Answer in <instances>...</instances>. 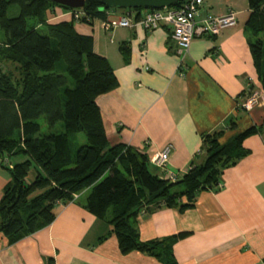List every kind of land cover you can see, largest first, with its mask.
Returning <instances> with one entry per match:
<instances>
[{
    "label": "crops",
    "instance_id": "0c3cea01",
    "mask_svg": "<svg viewBox=\"0 0 264 264\" xmlns=\"http://www.w3.org/2000/svg\"><path fill=\"white\" fill-rule=\"evenodd\" d=\"M229 10L236 13L235 25L196 38L182 54L167 27L107 32L100 18L75 23L79 33L94 37L95 51L108 58L119 80L117 88L97 98L108 138L150 157L171 144L165 166L151 161V170L161 177L176 173L180 179L203 163L205 134L226 129V140L264 120V88L246 30L248 0H205L201 14ZM55 11L64 16L54 21L72 18L63 9ZM124 43L129 60L120 48ZM254 94L252 109L241 108ZM231 119L236 128H230ZM244 146L249 154L224 170L218 189L200 192L195 206L141 210L135 222L141 239L185 232L174 244L180 264H264V134L247 137ZM9 180L0 165V199ZM112 228L77 201L60 202L55 220L43 229L14 243L0 232V264H49L51 258L54 264H163L140 251L122 254Z\"/></svg>",
    "mask_w": 264,
    "mask_h": 264
},
{
    "label": "trees",
    "instance_id": "16d2710c",
    "mask_svg": "<svg viewBox=\"0 0 264 264\" xmlns=\"http://www.w3.org/2000/svg\"><path fill=\"white\" fill-rule=\"evenodd\" d=\"M248 3L246 30L264 88V0ZM11 4L20 9L13 17ZM56 8L82 9L80 22L88 23L123 10L102 0H85L80 8L51 0H0V164L10 174L0 199V232L14 243L50 225L58 203L77 201L112 225L123 254L140 251L163 264H180L174 244L186 233L142 240L135 226L139 213L163 206L184 211L195 206L200 192L218 189L224 170L249 154L244 140L264 134V120L226 140V129L205 134L203 163L180 179L161 177L151 170L147 152L108 138L97 98L119 80L108 58L95 51L94 37L77 31V20L49 18ZM144 8H135L137 18ZM120 48L129 60V45ZM41 117L47 133H41ZM59 123L62 130L54 132ZM229 125L237 126L234 119ZM178 184L184 189L173 192ZM85 190V199L75 198Z\"/></svg>",
    "mask_w": 264,
    "mask_h": 264
},
{
    "label": "built area",
    "instance_id": "2783aa9c",
    "mask_svg": "<svg viewBox=\"0 0 264 264\" xmlns=\"http://www.w3.org/2000/svg\"><path fill=\"white\" fill-rule=\"evenodd\" d=\"M204 3L205 0H184L180 6L160 9L144 8L140 11V18H137L139 11L135 8L123 9L121 15H111V12L107 11V17L102 19V26L106 31H111L117 27L134 28L141 26L150 32L167 27L171 38L176 43L177 53L182 54L189 49L196 38L205 35H218L224 28L232 26L237 21L234 10H229L222 15L205 14L202 16ZM67 12L77 21L85 16L82 9ZM58 16L64 15L59 14ZM181 75H184L183 71ZM255 101L256 94L241 103L240 107L251 110ZM171 149L172 145L167 144L162 150L151 156V161L158 166L165 165L170 159ZM170 179L176 180V173H172Z\"/></svg>",
    "mask_w": 264,
    "mask_h": 264
},
{
    "label": "water",
    "instance_id": "95a60500",
    "mask_svg": "<svg viewBox=\"0 0 264 264\" xmlns=\"http://www.w3.org/2000/svg\"><path fill=\"white\" fill-rule=\"evenodd\" d=\"M57 4L67 6L70 8H80L84 7L85 0H51ZM184 0H102L104 6L113 8H164L173 6L177 2H182Z\"/></svg>",
    "mask_w": 264,
    "mask_h": 264
},
{
    "label": "rangeland",
    "instance_id": "374dc122",
    "mask_svg": "<svg viewBox=\"0 0 264 264\" xmlns=\"http://www.w3.org/2000/svg\"><path fill=\"white\" fill-rule=\"evenodd\" d=\"M20 13V9H19V6L17 5V4H11L10 5V7H9V9H8V16H11V17H13V16H16V15H18ZM59 15V13H55V12H53V11H51V12H49V18H52V20H55V19H59V18H61V17H63V16H58ZM118 15H121V13H119ZM59 17V18H58ZM237 22V21H236ZM236 22L233 24V25H235L236 24ZM138 27H141V26H138ZM117 28H120V27H117ZM117 28H114L113 30H111V31H107V32H112V31H114L115 29H117ZM123 28H127V27H123ZM135 28V27H134ZM143 28V27H142ZM146 30V29H145ZM106 31V30H105ZM147 31V30H146ZM261 37L264 39V33H262L261 34ZM40 122L43 124V126H42V129H41V133H47V132H49V129H48V125L44 122V117H41L40 118ZM62 130V123H59L58 125H57V127H56V129L55 130H53L54 132H60ZM83 138H84V135H83ZM8 160V159H7ZM6 163V162H5ZM8 163V162H7ZM1 165V164H0ZM166 165V164H165ZM165 165H163V166H165ZM12 166V165H11ZM2 167V166H1ZM184 189V186L182 185V184H178V185H175L174 186V188H173V192L174 191H181V190H183ZM87 194H88V192H87ZM86 194V195H87ZM75 198H78V194H76L75 195ZM86 198V197H85ZM84 198V199H85ZM109 213L111 214L112 213V208L109 210ZM120 249V248H119ZM121 251V250H120ZM122 253V252H121ZM123 254V253H122Z\"/></svg>",
    "mask_w": 264,
    "mask_h": 264
},
{
    "label": "bare ground",
    "instance_id": "6f19581e",
    "mask_svg": "<svg viewBox=\"0 0 264 264\" xmlns=\"http://www.w3.org/2000/svg\"><path fill=\"white\" fill-rule=\"evenodd\" d=\"M153 9H155V8H153ZM156 9H160V8H156ZM113 10V9H112ZM111 11V10H110ZM112 12V11H111Z\"/></svg>",
    "mask_w": 264,
    "mask_h": 264
}]
</instances>
